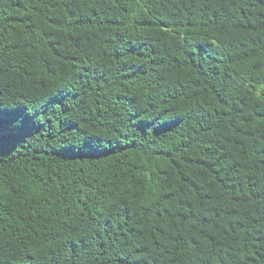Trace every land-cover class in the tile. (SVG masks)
Segmentation results:
<instances>
[{"label":"trees","instance_id":"16d2710c","mask_svg":"<svg viewBox=\"0 0 264 264\" xmlns=\"http://www.w3.org/2000/svg\"><path fill=\"white\" fill-rule=\"evenodd\" d=\"M0 264H264V0H0Z\"/></svg>","mask_w":264,"mask_h":264}]
</instances>
